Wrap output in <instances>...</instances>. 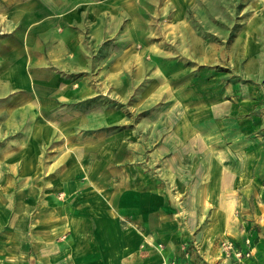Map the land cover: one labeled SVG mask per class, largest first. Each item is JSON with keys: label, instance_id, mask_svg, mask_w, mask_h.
<instances>
[{"label": "crops", "instance_id": "crops-1", "mask_svg": "<svg viewBox=\"0 0 264 264\" xmlns=\"http://www.w3.org/2000/svg\"><path fill=\"white\" fill-rule=\"evenodd\" d=\"M145 2L0 0V264H264L260 33L188 40ZM97 79H164L167 107L112 121Z\"/></svg>", "mask_w": 264, "mask_h": 264}, {"label": "rangeland", "instance_id": "rangeland-1", "mask_svg": "<svg viewBox=\"0 0 264 264\" xmlns=\"http://www.w3.org/2000/svg\"><path fill=\"white\" fill-rule=\"evenodd\" d=\"M146 1H148L145 2L148 11L147 16L151 18L155 15H157V17L163 16L166 14L165 11H168V8L165 10V5H162L161 0H159L160 4L158 0ZM175 4L179 7L181 14L184 15V23H186V27H188V30L191 32V35H188V40L195 39L196 37L192 35L193 32H196L199 37H203L212 43H219L218 37L215 39L209 34L210 31H215V29H217L222 34V38L225 41L224 43L229 44L235 37V35H233L234 33H238L241 30H249V28H251L253 31H257V33L259 31L260 33V37L257 33L255 34H257V40L260 38V43H263L262 55L264 56V0H175ZM151 18L148 19L151 20ZM163 21L165 23L162 21L156 22L154 20H151L150 23L155 27H167L166 21ZM197 70L198 68L195 67L194 71L198 72ZM97 80L94 87L99 91L103 92L104 89L106 93H110L108 95L111 98L112 121L118 119L119 112L125 113L127 125H134L136 122H140L141 117L149 118L148 120L150 121L152 118L155 119L157 113H164L165 110L163 109L167 107V100H162L166 99V96L162 97V95H160L157 100L153 101L144 99L147 94L151 92L152 88H154L156 92L158 91L159 94H161V92L166 94L168 85L164 82V79H159L160 83H151V79H105L104 82V79ZM2 86L3 85L0 84V92L5 91V88ZM172 86L174 85L172 84ZM189 86L191 89H188ZM188 87L186 90L189 91L183 89L184 93L188 92V94H191V91L198 93V79H194L193 83L190 82ZM142 99H144V101H142ZM195 102H198L197 98L194 99L189 95V97L186 96L184 102L181 101L180 103L187 108L189 104L191 106ZM175 105L178 107L177 102ZM142 109L143 111L141 112ZM149 109L153 111L151 112ZM151 114L153 115L151 116ZM255 151L256 155L264 157V147L256 149ZM245 198L246 203H255L254 197Z\"/></svg>", "mask_w": 264, "mask_h": 264}, {"label": "built area", "instance_id": "built-area-1", "mask_svg": "<svg viewBox=\"0 0 264 264\" xmlns=\"http://www.w3.org/2000/svg\"><path fill=\"white\" fill-rule=\"evenodd\" d=\"M245 244L249 246V240H245ZM222 252L226 259H232V264H244V260L248 259L251 256V250L243 251L240 248L235 247V245L230 242L226 241L221 244ZM189 251L184 249V261L179 264H190L189 261ZM168 264H178L175 261H170Z\"/></svg>", "mask_w": 264, "mask_h": 264}]
</instances>
